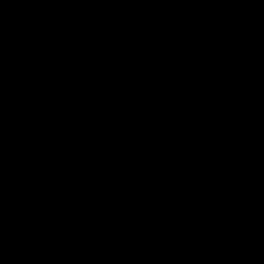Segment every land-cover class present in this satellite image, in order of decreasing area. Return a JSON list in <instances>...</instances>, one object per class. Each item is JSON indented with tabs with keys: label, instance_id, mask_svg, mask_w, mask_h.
I'll return each mask as SVG.
<instances>
[{
	"label": "trees",
	"instance_id": "obj_1",
	"mask_svg": "<svg viewBox=\"0 0 264 264\" xmlns=\"http://www.w3.org/2000/svg\"><path fill=\"white\" fill-rule=\"evenodd\" d=\"M0 264H264V0H0Z\"/></svg>",
	"mask_w": 264,
	"mask_h": 264
}]
</instances>
